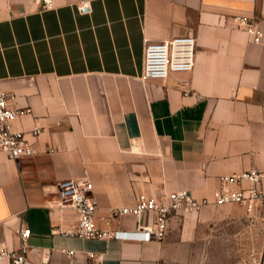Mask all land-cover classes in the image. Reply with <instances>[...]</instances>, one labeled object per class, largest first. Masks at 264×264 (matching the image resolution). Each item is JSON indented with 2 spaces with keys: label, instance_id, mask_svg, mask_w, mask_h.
<instances>
[{
  "label": "crops",
  "instance_id": "obj_1",
  "mask_svg": "<svg viewBox=\"0 0 264 264\" xmlns=\"http://www.w3.org/2000/svg\"><path fill=\"white\" fill-rule=\"evenodd\" d=\"M236 17L264 30V0H0V89L35 149L0 150V247L28 227L27 264H264V203L177 214L163 240L56 231L78 219L56 207L62 179L89 177L95 224L114 231L153 223L112 215L140 195L200 199L221 175L264 171V39ZM187 34L193 69L144 78L145 44Z\"/></svg>",
  "mask_w": 264,
  "mask_h": 264
},
{
  "label": "built area",
  "instance_id": "obj_2",
  "mask_svg": "<svg viewBox=\"0 0 264 264\" xmlns=\"http://www.w3.org/2000/svg\"><path fill=\"white\" fill-rule=\"evenodd\" d=\"M85 5H81L80 9ZM239 26L244 27L251 41L261 43L264 30L255 19L236 17ZM196 38L192 34L178 35L162 41H148L144 49L143 77L146 79H165L175 72H189L195 65ZM11 95L0 89V150L9 158L16 159L35 153L33 143L21 132L12 130V123L20 110L10 105ZM38 133V129L35 131ZM218 186L210 196L200 199L193 197L187 190L157 191L153 195H140L134 206H122L111 209L112 215L133 214L140 216L144 212L154 213L152 224L139 225L133 230L117 229L104 231L95 224L98 202L93 192V183L87 176L66 178L57 183L59 211L65 208L77 212L76 224L69 229H58L59 233L75 234L81 237L137 239L150 241L163 240L171 219L187 211H199L205 205H224L236 203L253 213L256 207L264 203V171L256 168L237 171L219 177ZM55 231V232H56ZM17 248L0 247V262L8 259L11 264H27L29 252L28 227L17 231Z\"/></svg>",
  "mask_w": 264,
  "mask_h": 264
}]
</instances>
